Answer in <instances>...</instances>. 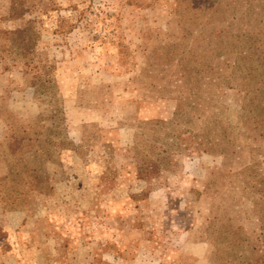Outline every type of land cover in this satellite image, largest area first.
<instances>
[{
  "label": "rangeland",
  "instance_id": "1",
  "mask_svg": "<svg viewBox=\"0 0 264 264\" xmlns=\"http://www.w3.org/2000/svg\"><path fill=\"white\" fill-rule=\"evenodd\" d=\"M10 2L0 264H264V0Z\"/></svg>",
  "mask_w": 264,
  "mask_h": 264
},
{
  "label": "trees",
  "instance_id": "2",
  "mask_svg": "<svg viewBox=\"0 0 264 264\" xmlns=\"http://www.w3.org/2000/svg\"><path fill=\"white\" fill-rule=\"evenodd\" d=\"M24 4V0H11L10 6L8 8V17L10 19H22L23 22L16 27L8 30V33L12 43L11 46L20 55L24 63L27 66H30V68H35V72H37L40 68L39 66H44L43 64L37 65L36 63L35 44L39 37V32L34 25V20L24 17L27 11V6ZM33 77V84L39 82V84L43 86V89L48 91L52 88V79L50 76H48V73L46 71L44 73H40V71H38L33 75ZM53 116L55 117L54 120H56V124H60V122L65 118L63 115V111L60 108L53 109ZM15 147H13V149H15ZM147 165L149 166L146 167ZM147 165H141V167L139 168V173H141V176H145L152 172L154 173L159 169L160 166L159 162L156 160L151 161Z\"/></svg>",
  "mask_w": 264,
  "mask_h": 264
}]
</instances>
